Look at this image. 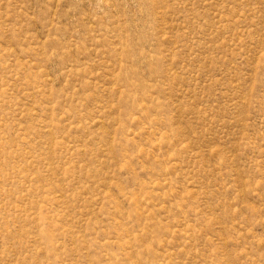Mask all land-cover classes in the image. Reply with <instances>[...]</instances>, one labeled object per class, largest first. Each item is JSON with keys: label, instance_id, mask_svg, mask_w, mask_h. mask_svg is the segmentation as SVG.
<instances>
[{"label": "rangeland", "instance_id": "obj_1", "mask_svg": "<svg viewBox=\"0 0 264 264\" xmlns=\"http://www.w3.org/2000/svg\"><path fill=\"white\" fill-rule=\"evenodd\" d=\"M0 264H264V0H0Z\"/></svg>", "mask_w": 264, "mask_h": 264}]
</instances>
